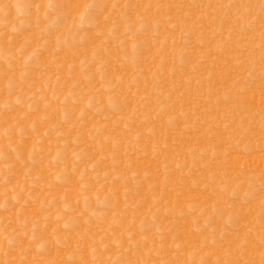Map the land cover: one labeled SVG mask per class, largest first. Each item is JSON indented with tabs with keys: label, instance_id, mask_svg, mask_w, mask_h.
Listing matches in <instances>:
<instances>
[{
	"label": "rangeland",
	"instance_id": "374dc122",
	"mask_svg": "<svg viewBox=\"0 0 264 264\" xmlns=\"http://www.w3.org/2000/svg\"><path fill=\"white\" fill-rule=\"evenodd\" d=\"M0 264H264V0H0Z\"/></svg>",
	"mask_w": 264,
	"mask_h": 264
}]
</instances>
